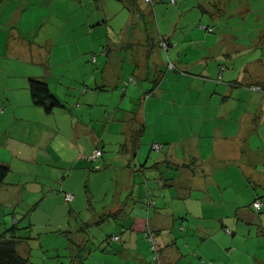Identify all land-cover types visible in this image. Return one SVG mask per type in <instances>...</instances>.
<instances>
[{
	"label": "crops",
	"instance_id": "1",
	"mask_svg": "<svg viewBox=\"0 0 264 264\" xmlns=\"http://www.w3.org/2000/svg\"><path fill=\"white\" fill-rule=\"evenodd\" d=\"M112 1L82 0L83 5L84 2L88 3L87 12L82 16L81 23L75 25L78 28V40L83 44L81 51L92 49L96 44L105 45L100 50L105 58L100 77L87 64L86 56L77 58L75 64L77 68L81 64L87 66L86 76L91 73L92 78L88 76L84 80L81 72L74 74L69 66L66 69L65 63L71 62L75 56L71 57L60 51L53 40L45 41L43 45L35 43L31 38L19 41L15 32L12 36L7 34L5 43L3 40L2 55L0 50V164L6 165L9 172L0 185V205L27 206L36 202L33 204L35 206L46 201V187L48 188L49 181L52 182L56 169L69 172L67 178L65 175L64 179L61 178L59 185L55 180L59 192L65 190L64 193H71L73 196V188L67 181L75 179L85 185L93 177V174L90 176L88 173L85 177V168L99 171L103 166L105 170L101 173L110 170L108 184L113 181V172L114 176L118 171L122 172L124 181L120 182L123 183L122 197L126 202V206L121 209L116 208V204L102 212L107 213L103 221L113 216L115 221L121 222L120 229L117 231L112 228L106 239H101L98 245L102 253L114 257L109 264H157L151 259L147 231L154 236L160 264H248L243 261V254L247 255L243 250V246L247 245L245 243L253 239L259 245L264 243V224L256 214L260 213L263 205L259 211L254 210L251 205L255 200L263 204L264 198L261 196L264 193L250 194L248 199H241L239 184L247 190L246 184L253 183L248 171L233 162L216 165L218 161L229 159L231 153L239 149L235 139L231 138L235 132H226L224 124L213 127L214 137L220 134L222 139L209 140L213 147L212 152L207 155L199 147L203 144L206 148V141L211 133L199 143L200 133L198 136L193 131L182 132L178 127L176 110L197 107V102L193 99H185L180 104L170 102L165 99L160 84L165 74L162 68H168V61L171 63L169 52L176 51L175 63L188 69L191 68V62L199 61L196 59L198 54L232 60L230 70L223 66L219 72L221 83L214 87V94L211 96L216 100L215 103L211 105L213 101L207 102L206 105L208 108H220L226 98L235 96L231 87H241L240 81L250 82L254 78L264 77L263 36H260L263 44L253 47L262 48L260 51L246 49L237 40H233V36L221 32L215 42L214 39L208 42L207 36H201L197 37L200 39L195 41L194 48L181 47V50L179 45L186 43L187 35L184 34L183 37L176 33V24L190 21L191 15L196 16L194 14L211 13L210 7L209 10L206 9L207 6H203L200 0H174L173 7L169 10L164 9L167 6L162 5L163 0H155L153 16L155 14L156 20V7H160V26L155 25V30L152 29V33L148 32L147 35L146 24L152 27L153 23L149 21L150 17L145 16L135 21L137 26L145 28V32L141 33L134 27L130 36L117 37L127 34V27L131 26L130 14L121 2L115 4ZM91 3L97 10H102L99 11L100 15L94 13L92 18ZM214 10L212 9V13ZM218 14L221 15L222 11ZM113 19H117V22L113 23ZM188 26L190 27L189 22ZM13 27L14 24L9 22L6 27H0V30H11ZM201 27L205 31H208L207 28H211L209 32L213 31V27L209 25ZM70 35L68 33V37ZM161 42L166 44V49L160 45ZM46 45L48 50L44 48ZM247 50L250 51L244 62L237 64L240 55ZM182 52L185 53L183 58ZM189 52L193 53L192 59L186 54ZM125 53L130 59L128 70L131 69V72L128 79L124 78L122 71ZM113 57L118 61L117 66H113ZM10 61H14L11 66ZM92 61L95 64L97 58L92 56L90 62ZM101 65L100 61L97 68ZM203 72H207L206 69ZM29 78L44 81L49 91L63 105L45 112L42 107L33 104L27 87ZM125 80L135 85L151 83V87L137 95L138 90L127 92ZM191 82L193 84L186 87V98L190 93L196 92L194 82L199 83L196 89L206 86L199 77H193ZM250 86L252 91H258L253 84ZM146 94L148 95L145 97ZM232 106L234 107V103ZM215 114L221 116L219 111ZM205 118L213 122L209 115ZM240 128L249 133L255 132L250 118L240 121L236 136L241 134ZM139 130L141 132L138 137ZM136 136L138 142L135 145ZM227 139L231 140L230 144L226 143ZM153 143H158L160 148H153ZM94 148L101 149V156L91 161H98V164L92 166L87 158ZM229 166L239 169L240 176L232 178L227 170ZM49 167L54 169L51 175ZM215 168L226 169V175L216 180ZM132 172H135L132 177L134 180L130 181ZM10 173H14L17 178L10 180ZM136 175L142 176L145 188L136 183L139 180ZM106 176L99 178L106 180ZM258 177L255 180H260ZM241 178L246 180L245 185L244 182L240 183ZM260 181V188L264 190V180ZM86 192H90L88 188ZM50 197L53 201L60 195L51 193ZM71 201H74V206L77 205L75 196ZM70 209L74 212L73 207L70 206ZM0 211V233L16 222L19 228L16 234L25 237L21 233L23 230L19 220L12 218L10 225H6L7 218L3 217V210ZM109 212L113 214L110 216ZM257 220L259 223L255 232ZM30 225L32 226L28 222L25 226ZM87 226L83 222L80 228L85 231ZM112 235H118V239H111ZM256 236L258 238H254ZM27 241L28 239L22 240L16 247L19 255L21 252L26 254L21 255L22 257H27ZM116 254L120 256L118 260L115 258ZM251 256L250 264H264L261 254L259 257L254 251ZM92 264L100 263L95 261Z\"/></svg>",
	"mask_w": 264,
	"mask_h": 264
},
{
	"label": "rangeland",
	"instance_id": "2",
	"mask_svg": "<svg viewBox=\"0 0 264 264\" xmlns=\"http://www.w3.org/2000/svg\"><path fill=\"white\" fill-rule=\"evenodd\" d=\"M151 1L152 4L155 5V0ZM112 2L120 4V1L117 0H113ZM163 2L164 3H162V5L167 6L164 7V9L170 10L173 7V4H171L169 0H163ZM200 2L203 6H207L206 9L209 10L210 7L211 13L201 12L194 14L197 17H192V15L189 14L191 15V20L188 21L190 23V27L188 26V22L176 24L174 31L179 33L180 36H183L184 34L187 35L185 40L186 43L183 44L180 42V49L181 47L190 49L194 48V44L196 43L195 41L200 39L197 37L201 36L203 38L204 36H207L208 42L210 39H214L215 42L221 32L222 34L225 33L233 36V40H237L239 45L245 47L246 49L251 48L253 51L255 49H259V51L262 50L260 47H253L256 45L261 46L263 44L260 36H263L264 39V0H200ZM87 4V2H84L83 5L82 0H4V3L0 7V27L3 25L6 27L9 22L14 24V27L11 30H0V43H2V45H0L1 55L4 51V43L7 34L8 36H12V33L14 34L15 32L19 41L31 38L30 40L35 43L40 42L39 44L42 45L45 41L53 40L56 47L60 51L70 54L71 57L75 56L71 62L65 63L66 69H68L69 66V69L73 70L71 71L72 73L75 74L77 72H81L80 74L81 76L83 74L84 80L87 79L88 76H91L92 78L93 76L91 73L86 76L88 72L87 66L84 67L81 64L77 68L75 64V60L77 58L80 59L86 56L87 64L90 68H94L96 75L100 77V69L103 66L105 59L104 56L100 54V50L101 47H105V45L96 44L94 48H88L87 51L82 50L85 51L82 52L81 49L83 48V44L79 42L78 36L76 35V29L78 28H76L75 25L81 23L82 16H84L85 12H87ZM212 4L216 6L213 7ZM91 7L93 8L90 10L91 18L94 13L96 15L101 14L99 11L102 12V10H97L93 3H91ZM211 8L213 10L215 9L213 11L214 13H212ZM159 9L160 7H156L157 19L155 20L154 14L152 20L153 26L149 27V25L146 24V29L149 33H152V29L155 30L154 26H158L160 23L159 11L161 9ZM219 11H222L221 15L218 14ZM116 22L117 19H113V23ZM73 25L74 28H72ZM201 25H209V27H213V31H205ZM135 28L141 33L145 32L144 27L140 28L135 24ZM100 30L104 31V29ZM131 31H133V28L132 26H129L126 30L127 34H120L117 35V37H128L130 36ZM189 32H191L190 36ZM68 33H71L70 37H68ZM44 48L47 49V45ZM48 48H50V46ZM248 51L250 50H247L240 55L241 58H239V61L236 62L237 64L244 62V58L248 56L246 55ZM80 53L83 54L78 56ZM186 54L192 59L193 53L189 52V54ZM169 55L174 68H162V72L165 74L160 84V89L163 91L165 99L176 104H180L185 99H193V101L197 102V107H182L176 110L177 117L179 119V130L182 132L189 131L188 133L193 131L196 135L198 134V136L200 133L199 139H201V141L199 143H202V140H204L207 135L211 133V136L208 137V140L206 141V148H204L203 144L199 147V149H202L203 152L206 151L207 155L212 152L213 147L212 144H209V140H212L213 138H215L214 141L222 139L220 134H217L216 137H214L215 134L213 135L212 131L213 127L224 124L226 132H235L231 138L235 139L236 145H239V149H237L236 152L231 153L229 159H226L224 162L218 161L216 165L233 162L237 165H242L248 171L253 183L247 185L246 180L241 178L240 183L244 182V185L246 184L248 187L247 190H245L241 187V184H239L240 187L238 188V193L241 199L246 200L249 198L250 194L255 195V193L262 195L264 190L260 188V180H264V77L254 78L250 82L240 81V83H242L241 87H231V90L233 91L232 94L235 96L230 95V97L226 98L222 103V107L213 108V106H210L208 108V106H206L207 102L213 101L211 103L212 105L216 101L211 96L214 94V87L221 83V78L219 77L220 70L223 66L230 70L232 68V60H223L214 55L208 57L207 55L201 56L198 54L196 59L199 61L194 60L191 62V66H189L191 68L188 69L175 63L176 51L169 52ZM92 56L97 58V62L95 64L93 61L90 62ZM123 56L126 58L123 59L124 65L122 71L124 73V78L128 79L129 73L131 72V69L130 71L128 70L130 68V59L126 53ZM181 57H185V53H183ZM100 61L102 65L98 69L97 67L99 66ZM11 62L14 61L9 62L10 66ZM117 62L118 61H116L113 57V66H117ZM82 63L84 64V62ZM168 63L169 61L167 64ZM9 69L10 68H6V70ZM204 69H206L207 72H203ZM193 77L201 78L202 83H205L206 86L196 89L195 87H198L199 83L194 82L193 87L196 92H193L192 94L190 93V95L186 98V87L189 84H193L191 82ZM125 82H127L128 85L127 92H130L131 90H138L137 95H141L144 91L150 89L151 87V83L149 84L144 82L142 85L140 83L135 85L133 82L128 80H125ZM225 84L227 85V83ZM250 84H253L258 91H252ZM123 85L125 86V83ZM147 95L148 94H146L145 97ZM233 103L234 107L232 106ZM216 109L219 111L221 116L215 114L217 113ZM205 113L212 117L213 122L208 121V119L205 118L207 117ZM241 117L242 119L250 118L251 126L254 127L255 132L249 133L247 130H242L240 128L241 136H236L237 129L239 128L240 121L242 120ZM246 138L247 141H245ZM230 141L231 140L227 139L226 143L230 144ZM238 150L239 153H237ZM91 164L92 166H95L98 164V161L92 162ZM215 169L216 180H220L226 175V169ZM49 170V174L51 175V172L54 169L49 167ZM103 170H105V167L103 166L99 171L88 170L85 168V177H87V173L90 176L93 174V177L87 181L85 180V186L81 184V181H77L75 179H69L67 181V183H70L69 185L73 188V196H75L76 200H78L76 206L72 204L75 200L66 202L63 198L62 201L61 196L64 195L65 190L60 189L61 192H59V187L57 185L61 182L62 177L64 179V175L65 178L68 177L67 174L69 172L68 170L61 169H56L57 172H54V175L52 176L53 180L51 179L52 182H48V188L46 187V201L36 204L35 206H33V204L36 202H32L27 206H23V204L19 206L0 205V209L3 210V217L7 218L6 225H10L12 218L17 219L19 220L20 225L22 224L21 230L23 231L21 233H24L25 237L28 236L25 250L27 251V257L30 262L29 264H66L77 254L83 258V262L85 261V264H92L95 261L100 264L111 263L110 260L114 259V257L102 253V251L98 249V245L101 243V239H106V235L110 234L112 228L118 231L120 229L121 222L119 220L115 221L113 216L99 225L93 224V222L99 218V215L103 211L113 208L116 204V208L119 207L121 209L126 206V202H124V198L122 197L123 183L120 182L124 181L121 176L122 172L118 171L115 176L113 172V181L116 182L114 183L112 181L109 185L107 183V178L110 175V170L108 169L109 171L107 170L106 172L104 171L101 173ZM227 170L229 175L234 179L241 174L239 169L232 166H229ZM255 171H258V174H256ZM136 174H138L137 171ZM104 175H107L106 180H101L99 176ZM133 175H135V172L131 173L130 181L133 179ZM136 176L139 178L136 183L141 184L145 188L142 176ZM257 177L260 180H255ZM9 178L10 180H13L16 179L17 176L14 173H10ZM55 180L58 182L57 185ZM69 185L67 184L68 187ZM50 187H53V189ZM87 188L90 192H86ZM51 193H53V195L59 194L60 197L52 201L50 197ZM194 193H196V191H194ZM132 198L133 197L131 196V199ZM262 205L263 209L260 213L256 214L260 216L259 220L261 219L264 224V202ZM70 206L74 208V212L71 211ZM21 211L25 213V217L23 218L22 216L24 213ZM259 220L256 221V226H254L255 232H257L256 230L258 229ZM28 222H30L32 226L30 225V227H26L25 225L26 223L28 225ZM83 222L88 224V226L85 227V231L80 228V225H82ZM252 236H255V234ZM254 238H258V236ZM262 240H264V238ZM245 244L247 245L243 246V250L247 255L243 254V259L245 258L243 261L250 264L252 260L251 255L254 251L257 256L260 257L261 254L264 258V243H261L260 246L257 244V241L253 239L252 241L249 240ZM21 253V255L26 256L24 252ZM119 257V254H116L115 258L117 260Z\"/></svg>",
	"mask_w": 264,
	"mask_h": 264
},
{
	"label": "trees",
	"instance_id": "3",
	"mask_svg": "<svg viewBox=\"0 0 264 264\" xmlns=\"http://www.w3.org/2000/svg\"><path fill=\"white\" fill-rule=\"evenodd\" d=\"M118 1H120L121 4L129 11V14H130L129 25L132 26L133 31L135 27V21H137V19H143L145 16H148V18L150 17L149 21L151 20L152 22L153 17H154L153 9H152L153 7L152 1H149V2H145L144 0H118ZM3 3H4V0H0V7ZM146 33L148 35V31H146ZM153 84L156 85L155 80H153ZM27 87L29 90L32 103L42 107V109L45 112H50L53 108L61 107L63 105L61 101L49 91L47 84L44 81L29 78L27 81ZM140 132L141 130L137 132L138 137H139ZM137 136L135 137V142H134L135 145L138 142ZM100 156H101V153L97 158L93 160L88 159V158L87 159L90 161H94V160H97ZM8 172H9V168L4 164H0V185L4 182ZM261 197L264 198V194ZM112 214H113L112 212L108 213V215L110 216ZM106 217H107V213L100 214L98 220L94 224L99 225L100 223L103 222L104 218ZM18 230L19 228L16 226V222H14L11 227L5 229L2 233H0V264H29L30 263L28 257H22L17 252V249H16L17 245L22 240L28 239V237L18 236L16 234ZM149 247H150V244H149ZM151 255H152V251H151ZM66 264H83V258L77 254L76 256H73V258Z\"/></svg>",
	"mask_w": 264,
	"mask_h": 264
},
{
	"label": "built area",
	"instance_id": "4",
	"mask_svg": "<svg viewBox=\"0 0 264 264\" xmlns=\"http://www.w3.org/2000/svg\"><path fill=\"white\" fill-rule=\"evenodd\" d=\"M144 1L145 2H149L151 0H144ZM169 2L170 3H174V0H169ZM207 30L210 31L211 28H207ZM160 45L163 47V49H166V44L164 42H161ZM94 59L95 58L93 57L92 60H94ZM167 67H168V69L173 68V66H172V64L170 62L167 64ZM152 147L155 148V149H158V148H160V145L158 143H153ZM100 153H101V151H100L99 148H94L92 150V152L90 153V155L88 156V159L93 160V159L97 158L100 155ZM63 198H64V200L66 202H70L72 200L73 196H72L71 193H64ZM251 205H252L253 209L256 210V211H259L261 209V207H262V203L259 200L253 201ZM146 238H147V241L150 244V249L152 251V260L155 261L157 264H160L159 253H158L157 246L155 244V239H154L153 234L150 231H147ZM111 239L117 240L118 239V235H113L111 237Z\"/></svg>",
	"mask_w": 264,
	"mask_h": 264
}]
</instances>
